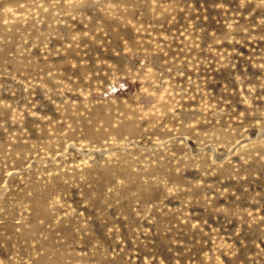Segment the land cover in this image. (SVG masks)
Wrapping results in <instances>:
<instances>
[{
    "label": "rangeland",
    "instance_id": "rangeland-1",
    "mask_svg": "<svg viewBox=\"0 0 264 264\" xmlns=\"http://www.w3.org/2000/svg\"><path fill=\"white\" fill-rule=\"evenodd\" d=\"M0 264H264V0H0Z\"/></svg>",
    "mask_w": 264,
    "mask_h": 264
}]
</instances>
